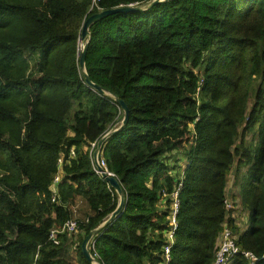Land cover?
Returning a JSON list of instances; mask_svg holds the SVG:
<instances>
[{
	"label": "trees",
	"instance_id": "16d2710c",
	"mask_svg": "<svg viewBox=\"0 0 264 264\" xmlns=\"http://www.w3.org/2000/svg\"><path fill=\"white\" fill-rule=\"evenodd\" d=\"M147 1L100 0L98 7ZM90 4L0 0V264H89L81 244L118 202L94 171L89 146L116 129L100 156L126 200L90 242L96 260L164 264L170 194L180 181L168 264H212L222 225L238 232L224 207L233 166L248 213L236 244L262 255L264 0H169L93 24L85 71L127 105L123 127V111L80 73L81 26L99 12L88 13ZM77 198L89 212L73 261L63 252L76 235H60L55 246L48 234L71 218ZM233 264L247 263L237 257Z\"/></svg>",
	"mask_w": 264,
	"mask_h": 264
},
{
	"label": "water",
	"instance_id": "95a60500",
	"mask_svg": "<svg viewBox=\"0 0 264 264\" xmlns=\"http://www.w3.org/2000/svg\"><path fill=\"white\" fill-rule=\"evenodd\" d=\"M164 1H169V0H149V1L144 2L142 4H139V5L120 6V7L113 8V9L102 10L98 13H94V14L89 15L88 17L85 18V20L82 23L81 31H80V35H79V42H81V44H82V49L78 54L80 73L84 77L85 84L88 88L95 90L96 92L101 93L103 95L106 94V95L110 96L114 100L116 106L123 111V118L120 122L119 127H123L124 125L127 124L128 117H129V111H128L127 105L122 100H120L118 97L111 95V94L110 95L107 94L106 91L104 89H102L100 86L92 83V81L90 80L89 76L87 75V73L85 71V54H86L88 44H89V40H90L89 28L93 24H95L96 22H98V21H100V20H102L108 16H111L114 14H120V13L142 12V11L149 9L153 5H156L158 3H162ZM115 131H117V129L109 131L104 136H102L97 141L96 148L92 154V161H93V164H94L99 176L107 183V185L110 188H112L115 191V193L118 196V202H117L116 208L114 209L113 212L110 213L108 218L103 223H101L99 226L90 230V232L85 236V238L81 244V252L89 264H93L94 262L96 264H101L98 260H96L90 254L89 244L92 241V239L94 238V236L96 234H98V232L101 231L104 226L110 224L112 221L115 220V218L117 216H119V214L121 213V211L124 208L125 200H126L125 192L122 189L121 185L119 184L118 180L111 173H109L105 168L101 167L98 163V157L102 153V147H103L104 142Z\"/></svg>",
	"mask_w": 264,
	"mask_h": 264
},
{
	"label": "built area",
	"instance_id": "2783aa9c",
	"mask_svg": "<svg viewBox=\"0 0 264 264\" xmlns=\"http://www.w3.org/2000/svg\"><path fill=\"white\" fill-rule=\"evenodd\" d=\"M99 1L100 0H91V4H90L88 13H91L95 9H98L99 11L101 10L98 7ZM89 147H90L89 156H90L91 161H92V154H93V151L96 147V143H91ZM73 156H74V152H73V150H71V157H73ZM60 161H61V159L59 160V162ZM98 163L101 167L105 168V162L102 158L98 159ZM92 164H93V161H92ZM93 169L96 172V174H98L94 164H93ZM60 179H61V177L59 175H56L53 178L52 183L49 187L51 194H52V196H51V202L52 203H55L57 200L58 196H57V191H56V185L60 181ZM181 185H182V183L179 181L175 185L173 192L170 194L171 199H172V203H171V231L168 234L169 243L167 245H165L164 249H163V260L165 262L164 264H168V262L171 259L170 258V249H171V245L173 244V235H174L176 228H177L176 215H177L178 208H179L178 193H179V190L181 188ZM224 207H225L226 211H231V209H232V204L229 200H227L226 197L224 200ZM80 222L77 221L76 219L66 220L60 227L53 228L49 232L48 241L50 243H52L53 245L58 246L60 244L59 236L60 235L71 236V235L77 234L78 230H79ZM82 222L87 223L88 220L86 219ZM229 228L230 227L227 225V223H224L222 225V230H221L220 235H219V238H220L219 244H218V247L215 251L214 260H213L212 264H233V262L236 260L237 257L243 258L249 264H254V263L260 261L261 259H264V253L260 256H257L253 252L241 250L239 248V246L236 244V237H234V235L231 233ZM92 243H93V241H92ZM92 243L90 245H92ZM146 264H150V263H146Z\"/></svg>",
	"mask_w": 264,
	"mask_h": 264
},
{
	"label": "rangeland",
	"instance_id": "374dc122",
	"mask_svg": "<svg viewBox=\"0 0 264 264\" xmlns=\"http://www.w3.org/2000/svg\"><path fill=\"white\" fill-rule=\"evenodd\" d=\"M79 43L78 42V48H79ZM81 47V46H80ZM77 48V51H78ZM250 90H252V86H248ZM242 90L246 89V87L241 88ZM240 130V129H239ZM247 140L251 139V135H248ZM180 156H183L184 158V152H179ZM172 163L173 160H171ZM185 161H182V165L181 168L184 167V163ZM239 188L235 183V166L232 167L228 178H227V185H226V198L227 200H229L232 204V209H231V215L232 217L235 219V223L234 225L237 226L236 228L238 229V232H235L231 227L229 228L231 233L234 235V237L238 236L242 231H244L247 228V219H248V213L247 211L243 210L240 206L239 203V199L237 197ZM73 210L71 209L72 212V216L70 219H76L79 222L81 220H83V218L85 216H87L88 212L87 211V203H85V201L83 199L77 198L76 203L73 204ZM76 235V234H75ZM77 235L72 238L74 241L73 244L68 245L66 248L67 250L65 252H63V255L70 259L75 261V257H76V250H77V242L78 239L76 240ZM71 241V240H70ZM69 241V242H70ZM247 264H249L248 262H246Z\"/></svg>",
	"mask_w": 264,
	"mask_h": 264
},
{
	"label": "clouds",
	"instance_id": "9594fccd",
	"mask_svg": "<svg viewBox=\"0 0 264 264\" xmlns=\"http://www.w3.org/2000/svg\"><path fill=\"white\" fill-rule=\"evenodd\" d=\"M100 11H102V10H100ZM99 11V12H100ZM98 13V12H97ZM81 46V47H80ZM81 49H82V44H81V42L79 43V52L81 51ZM97 144V143H96ZM96 148V147H95ZM95 150V149H94ZM101 155V154H100ZM99 155V156H100ZM101 158V156L100 157H98V159H100ZM106 169V168H105ZM107 170V169H106ZM99 175V174H98ZM226 190V189H225Z\"/></svg>",
	"mask_w": 264,
	"mask_h": 264
},
{
	"label": "crops",
	"instance_id": "0c3cea01",
	"mask_svg": "<svg viewBox=\"0 0 264 264\" xmlns=\"http://www.w3.org/2000/svg\"><path fill=\"white\" fill-rule=\"evenodd\" d=\"M73 210V205L70 206V210ZM70 245L69 243H67V246Z\"/></svg>",
	"mask_w": 264,
	"mask_h": 264
},
{
	"label": "bare ground",
	"instance_id": "6f19581e",
	"mask_svg": "<svg viewBox=\"0 0 264 264\" xmlns=\"http://www.w3.org/2000/svg\"><path fill=\"white\" fill-rule=\"evenodd\" d=\"M93 264H96L95 262Z\"/></svg>",
	"mask_w": 264,
	"mask_h": 264
}]
</instances>
